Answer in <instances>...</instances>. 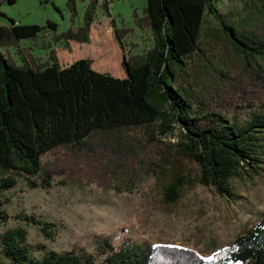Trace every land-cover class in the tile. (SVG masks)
<instances>
[{
    "label": "trees",
    "instance_id": "obj_1",
    "mask_svg": "<svg viewBox=\"0 0 264 264\" xmlns=\"http://www.w3.org/2000/svg\"><path fill=\"white\" fill-rule=\"evenodd\" d=\"M144 1L142 16L133 19L151 40L142 51L125 53V29L108 20L119 77L93 70L85 56L58 64L49 46L85 42L95 0L85 5L80 24L63 32L54 33L47 19L0 24V47H14L17 59L0 51V192L17 177L40 188L54 175L64 174L61 184L100 177L115 191L148 177L164 204L193 184L232 202L239 196L230 180L264 170V0H240L229 15L216 9V0ZM64 4L71 13L73 0ZM100 8L108 17L105 2ZM45 33L42 60L15 46ZM107 51L97 68H106ZM165 135L173 140L159 138ZM22 218L52 237L51 223ZM208 257L170 244L125 239L113 245L100 234L90 251H55L27 243L23 228L0 232V264H264V209Z\"/></svg>",
    "mask_w": 264,
    "mask_h": 264
},
{
    "label": "rangeland",
    "instance_id": "obj_2",
    "mask_svg": "<svg viewBox=\"0 0 264 264\" xmlns=\"http://www.w3.org/2000/svg\"><path fill=\"white\" fill-rule=\"evenodd\" d=\"M89 0H73L70 13L64 0H14L11 4L0 3V24L11 19L18 24L41 25L45 19L55 24L54 33L74 28L81 22L82 12ZM240 0H216V9L225 15L236 14ZM105 2L108 17L100 8ZM144 0H95L93 18L89 24L87 40L76 43V50H83L90 59V67L112 76L122 75L118 65L119 51L112 38L109 18L116 28H123L121 43L125 53H138L151 45L148 31L136 26L134 18L142 16ZM54 7V8H53ZM48 42V34L34 39H21L16 47L30 56L43 59L41 43ZM71 41V40H69ZM101 46H97L98 43ZM62 41L50 43L57 55L66 48ZM96 46V47H95ZM94 48V49H93ZM14 47H0L15 62ZM109 59L106 68H97L99 56L104 50ZM94 50V51H93ZM54 51V49H53ZM73 51L71 46L67 53ZM67 57L63 62H68ZM116 65L117 68H110ZM177 137V129H173ZM162 140L173 138L159 136ZM76 158H81L77 156ZM264 161V158H263ZM264 167V164H262ZM66 172V171H64ZM64 174L54 175L48 187H29L17 177L15 185L0 192V209L6 219L0 221V232L5 228L20 227L25 230V241L39 243L47 249L66 251L81 248L92 250L96 234L109 236L113 245L127 239L144 241L150 245L170 244L189 248L200 257H208L217 248L229 243L242 228L248 226L264 209V170L251 177H234L230 180L235 201L225 202L210 188L193 184L181 189L172 204L160 200L158 187L151 178H143L130 190L115 191L104 178L97 183H58ZM69 177L76 179L73 175ZM77 180V179H76ZM30 215L52 224V237L40 234L36 226L22 216Z\"/></svg>",
    "mask_w": 264,
    "mask_h": 264
},
{
    "label": "crops",
    "instance_id": "obj_3",
    "mask_svg": "<svg viewBox=\"0 0 264 264\" xmlns=\"http://www.w3.org/2000/svg\"><path fill=\"white\" fill-rule=\"evenodd\" d=\"M89 29H90V26H89ZM66 42H67L66 46H65L66 48L64 49V51L60 50V54H58V55L56 53V48L53 47L54 55H55V58H56V61H57L58 64H64L65 63V62H63V58L64 57H67L69 59V61H70V60H72V59H74L76 57L85 56L84 55L85 53H84L83 50H76L75 49V47L77 46L76 43H81V42H75V41H66ZM69 46H71V49L73 51L71 54L67 53V51L69 49Z\"/></svg>",
    "mask_w": 264,
    "mask_h": 264
},
{
    "label": "snow or ice",
    "instance_id": "obj_4",
    "mask_svg": "<svg viewBox=\"0 0 264 264\" xmlns=\"http://www.w3.org/2000/svg\"><path fill=\"white\" fill-rule=\"evenodd\" d=\"M213 258H214V257L210 256V257H208L207 259L211 260V259H213Z\"/></svg>",
    "mask_w": 264,
    "mask_h": 264
}]
</instances>
